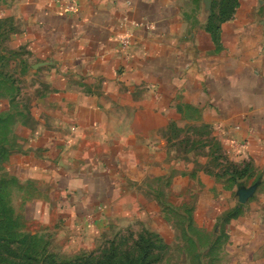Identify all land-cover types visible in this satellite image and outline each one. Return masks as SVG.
Wrapping results in <instances>:
<instances>
[{
    "label": "crops",
    "instance_id": "0c3cea01",
    "mask_svg": "<svg viewBox=\"0 0 264 264\" xmlns=\"http://www.w3.org/2000/svg\"><path fill=\"white\" fill-rule=\"evenodd\" d=\"M253 4H241L215 41L205 6L194 0L24 2L31 10L20 42L39 63L32 75L45 73L48 89L33 107L45 119L35 115L37 122L15 132L25 148L16 167L53 190L48 199L59 223L81 229L93 244L140 223L164 237L155 222H167L168 203L156 190L172 172L195 173L175 170L182 160L166 145L182 109L199 112V123L235 130L264 173V20L242 18L250 8L259 12ZM176 176L167 186L180 185ZM256 185L264 190V176ZM253 218L242 234L257 248L264 214Z\"/></svg>",
    "mask_w": 264,
    "mask_h": 264
},
{
    "label": "rangeland",
    "instance_id": "374dc122",
    "mask_svg": "<svg viewBox=\"0 0 264 264\" xmlns=\"http://www.w3.org/2000/svg\"><path fill=\"white\" fill-rule=\"evenodd\" d=\"M25 1L0 0V264H81L82 258L89 264H102L109 262L108 257L115 264L125 263L129 254L140 256L136 242L141 236L148 240L147 233L156 235L150 238L157 242L151 260L162 257L156 264H264V236L256 248L242 234L255 212L264 214V190L256 185L264 173L245 156L235 130L199 123L200 113L189 108L173 115L176 120L167 130L166 145L175 160H182L175 170L186 166L195 173L179 178L181 173L172 172L156 190L168 203L164 208L167 222L151 218L150 223L155 222L164 237L140 223L104 234L93 244L81 237V229L58 222L55 206L49 204L53 190L43 187L46 183L25 178L32 174H22L16 167L25 148L15 132L22 122L45 119L33 107L48 89L45 73L32 75L39 63L31 58L29 46L20 42L24 13L31 10L23 6ZM194 1L199 9L205 6L207 31L215 41L219 26L225 18L235 17L241 4L248 8L256 3L259 9L257 13L250 8L243 19L264 20V0H250V4L248 0ZM75 9L73 3L67 7ZM174 176L181 180L175 189L167 186ZM185 180H191V186L183 187ZM241 191L246 192L244 201ZM159 237L166 247L163 252Z\"/></svg>",
    "mask_w": 264,
    "mask_h": 264
},
{
    "label": "trees",
    "instance_id": "16d2710c",
    "mask_svg": "<svg viewBox=\"0 0 264 264\" xmlns=\"http://www.w3.org/2000/svg\"><path fill=\"white\" fill-rule=\"evenodd\" d=\"M225 19L226 20L224 21V23L229 21L228 20L229 18H225ZM220 28H221V26H219L218 31L220 30ZM147 235H149L148 240H144V236H141L140 241L136 242V244H140L139 247H141V252H140L139 257L132 258L131 255L129 254V256H127V259L125 260L126 261L125 263L121 261V262H118L117 264H156L158 261H160L162 259V257L157 258V260H155V261L151 260V256L153 255L154 251H156L155 248H157V245H156L157 242L150 240V238H153V236H156V235H153L151 233H147ZM156 238H158V236ZM160 239L161 238L159 237L158 241H159V243L162 244ZM141 242H142V245H141ZM162 245L163 246L161 247L162 248L161 251L163 252V251H165L166 247L164 244H162ZM108 258H109V262H107V263L102 262V264H115L113 257H108ZM80 262H81V264H89V260H85V258H82L80 260Z\"/></svg>",
    "mask_w": 264,
    "mask_h": 264
},
{
    "label": "built area",
    "instance_id": "2783aa9c",
    "mask_svg": "<svg viewBox=\"0 0 264 264\" xmlns=\"http://www.w3.org/2000/svg\"><path fill=\"white\" fill-rule=\"evenodd\" d=\"M134 25H136V26H140V24H134ZM122 45H123L124 47H128V46H130V45H131V37H130V36L124 37V38L122 39Z\"/></svg>",
    "mask_w": 264,
    "mask_h": 264
},
{
    "label": "water",
    "instance_id": "95a60500",
    "mask_svg": "<svg viewBox=\"0 0 264 264\" xmlns=\"http://www.w3.org/2000/svg\"><path fill=\"white\" fill-rule=\"evenodd\" d=\"M245 198H246V192L241 191V201H244Z\"/></svg>",
    "mask_w": 264,
    "mask_h": 264
}]
</instances>
